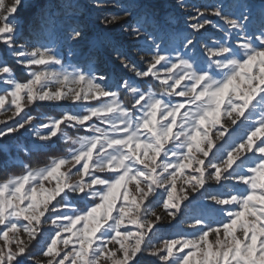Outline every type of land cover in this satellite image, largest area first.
I'll list each match as a JSON object with an SVG mask.
<instances>
[{
    "label": "snow or ice",
    "instance_id": "1",
    "mask_svg": "<svg viewBox=\"0 0 264 264\" xmlns=\"http://www.w3.org/2000/svg\"><path fill=\"white\" fill-rule=\"evenodd\" d=\"M24 3L0 0V44L28 76L19 80L0 59V114L10 113L0 119V138L32 128L35 146L16 151L30 155L54 137L66 147L33 167L0 145L2 166L23 169L0 181V264H264V0L239 3L236 12L196 9L191 32L171 47V25L152 12L93 0L119 8L105 26L121 24L144 41L146 67L124 53L118 59L146 88L123 78L113 88L107 74L66 64L60 41L79 42L83 33L63 28L50 9L41 13L38 42L19 43ZM209 27L219 38L198 40ZM61 100L79 110L39 127L25 112L36 101ZM246 122L248 130L233 136ZM200 198L207 203L194 204ZM206 209L219 218L210 221ZM165 220L187 229L164 237Z\"/></svg>",
    "mask_w": 264,
    "mask_h": 264
},
{
    "label": "rangeland",
    "instance_id": "2",
    "mask_svg": "<svg viewBox=\"0 0 264 264\" xmlns=\"http://www.w3.org/2000/svg\"><path fill=\"white\" fill-rule=\"evenodd\" d=\"M7 3H11V0H6ZM121 3L129 4L133 3L140 8L141 12L147 11L152 12L157 20L165 26L171 25L167 28L168 31V46H175L179 43V40L183 36L188 35L191 29L188 28V24L191 21V17L196 15V9H203L205 6L219 4L225 7L226 11L236 12L239 9L236 7L239 3L255 4L259 7L260 0H183L185 7L181 8L178 6V0H120ZM72 5V8L67 7L68 4ZM54 11L62 22V27L67 28L69 25H79L80 30L83 33L82 38L79 42L68 41L66 38L60 41V53L64 58L66 64L73 63L79 64L82 68L87 70L88 68L94 69L97 73L107 74L110 78V82L115 85L123 79H130L139 84V86L146 88L148 85L140 83V81L133 76L131 72L123 69L120 66V60L118 59V52L127 54L131 61L136 63L138 68L143 69L146 67L141 57L147 56L146 46L144 41H135L129 34L124 30L121 24L113 26H105L102 22L104 17L110 13L119 11L118 6L113 3L102 4L97 7L93 0H25L22 8L19 9L17 21L20 27L19 43H25L31 41L37 43V39H33L36 36L37 29L40 25V16L43 11L47 10ZM36 11V14L32 20L26 25L25 16H31ZM214 22L219 21L214 17H209ZM123 23V22H121ZM220 33L217 29L209 27L207 32H204L202 36L197 37L198 40L210 41L211 37L219 38ZM42 42V41H40ZM72 51L75 53L74 56L69 57L68 52ZM0 59H7L10 64L18 67L20 74L15 71L16 77L23 81L28 79L27 73L23 66L18 65L14 60L7 55L6 47L0 44ZM58 68V66H57ZM150 79V78H146ZM158 82H154L152 86L155 90H159L156 87ZM124 95V94H122ZM128 103H130V97ZM37 103L48 104L59 108L62 112L60 116H50L47 114L32 113V109ZM93 104L96 101L92 102ZM76 105L70 101H36L34 104L25 109L29 115H32L36 119L33 124L35 127H39L41 123H48L50 120L59 119L65 112L78 111ZM7 114H0V119H5ZM247 114V113H246ZM24 113H21L23 116ZM17 117L16 119H19ZM258 119V117H257ZM9 124L12 121H8ZM5 125L0 124V128H4ZM231 128L232 126L229 125ZM68 129L62 126V130L71 135ZM247 122L240 124L233 136H241L247 131ZM16 133H23V135L30 139L31 143H37L36 138L33 135V129L28 128L20 129L18 132L11 133V136ZM81 134V135H85ZM56 138V137H54ZM53 138V139H54ZM2 139V138H0ZM47 143V142H45ZM20 146V145H19ZM22 147V146H21ZM55 182L53 181L52 184ZM46 187H51L47 184ZM207 203L203 198L194 201V204ZM82 206V205H81ZM192 214H200L198 208L195 213L189 212V216ZM205 215L210 221L218 219L216 213L211 210H205ZM129 227H133L129 225ZM182 229H187V224H182L178 227L170 228L167 225V221L160 228V235L168 237ZM209 239H213L212 236ZM35 250V249H34Z\"/></svg>",
    "mask_w": 264,
    "mask_h": 264
},
{
    "label": "trees",
    "instance_id": "3",
    "mask_svg": "<svg viewBox=\"0 0 264 264\" xmlns=\"http://www.w3.org/2000/svg\"><path fill=\"white\" fill-rule=\"evenodd\" d=\"M36 14V11L31 16H25V22L24 24H28L34 15ZM14 69L17 73L20 74V71L18 70V67L15 65ZM122 99L125 100L126 103H128L129 99L127 98V95H122ZM47 114L50 116H60L62 114L61 110L55 106L48 105V104H42L37 103L36 106L32 109V113ZM72 136H77L84 134L83 131H77L75 128L68 129ZM55 140L54 144H50L49 147L44 148L42 150H34L30 155H24L22 152L16 151L17 148L24 146V145H33L30 141V139L26 138L23 133H16L11 136H7L5 138L0 139V145H7L9 147L13 148L12 156H18L20 161H23L24 163L31 164L33 167H42L47 163V157L48 156H55V155H61L64 153L65 145L63 142L59 139V137L54 138ZM48 143V142H47ZM20 145V146H19ZM4 151H0V181H3L7 179L11 175H19L22 174L23 169L19 166H13V167H3L2 162L7 159Z\"/></svg>",
    "mask_w": 264,
    "mask_h": 264
}]
</instances>
